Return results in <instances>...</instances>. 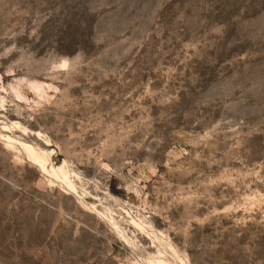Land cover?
<instances>
[{
	"label": "rangeland",
	"instance_id": "374dc122",
	"mask_svg": "<svg viewBox=\"0 0 264 264\" xmlns=\"http://www.w3.org/2000/svg\"><path fill=\"white\" fill-rule=\"evenodd\" d=\"M160 263L264 264V0H0V264Z\"/></svg>",
	"mask_w": 264,
	"mask_h": 264
},
{
	"label": "bare ground",
	"instance_id": "6f19581e",
	"mask_svg": "<svg viewBox=\"0 0 264 264\" xmlns=\"http://www.w3.org/2000/svg\"><path fill=\"white\" fill-rule=\"evenodd\" d=\"M7 140L11 141L12 140V137L10 136H6ZM23 145L25 146V148L27 149L28 153L30 155H32L31 157L34 158V160L38 163V166L41 167L42 170L46 171L47 168H46V160H44L40 155H38L34 149V147L32 145H30L29 143H25L23 142ZM51 170H52V173L54 175H57V173H61L63 179L67 184H69L70 186H72V183H71V179L70 177H67V174L64 173L61 169L60 166H53L51 165ZM59 175V174H58ZM73 187V186H72ZM161 262V261H160ZM162 263V262H161ZM160 263V264H161Z\"/></svg>",
	"mask_w": 264,
	"mask_h": 264
}]
</instances>
